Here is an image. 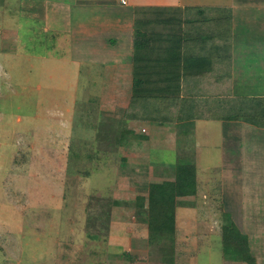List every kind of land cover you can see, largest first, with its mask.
Returning a JSON list of instances; mask_svg holds the SVG:
<instances>
[{"label":"crops","instance_id":"crops-1","mask_svg":"<svg viewBox=\"0 0 264 264\" xmlns=\"http://www.w3.org/2000/svg\"><path fill=\"white\" fill-rule=\"evenodd\" d=\"M22 3L23 21L33 24L30 20L35 17L52 26L48 29H59L54 48L67 45L73 62L99 64L109 71L102 95L123 97L124 104L117 107L118 102L104 100L100 117L104 110L113 116L99 119L97 137L103 130L107 134L112 125L115 135L103 136L100 145L117 156L123 152L125 164L115 165L112 207L107 211L111 212L108 235H125L128 228L123 240L128 249L123 252L138 257L124 264H190L201 249H210L207 239L196 241V233L190 230L197 217L211 221L209 237L217 230L213 223L219 226L221 241L223 229H233L254 264H264V126L230 118L238 110L239 98L264 99V0ZM2 10L7 27L13 28L18 19L15 9ZM75 53L85 56L75 58ZM135 78L141 80L137 86ZM117 138L115 147L111 141ZM164 152L171 161L162 160ZM203 160L204 173L217 175L213 188L210 177L205 181L198 177L197 164ZM179 164L194 169V191L173 194V232L172 239L166 240L165 257L141 259L147 256L140 257L139 252L159 249L148 241L146 202L139 207L137 199L146 200L151 183L173 181ZM207 202L213 208L206 214L203 204ZM113 205L127 215L118 216ZM131 225L135 227L129 229ZM187 237L191 241L186 249ZM223 245L224 241L220 264H249L237 249L227 251Z\"/></svg>","mask_w":264,"mask_h":264},{"label":"rangeland","instance_id":"rangeland-1","mask_svg":"<svg viewBox=\"0 0 264 264\" xmlns=\"http://www.w3.org/2000/svg\"><path fill=\"white\" fill-rule=\"evenodd\" d=\"M12 1L0 0V264L133 262L138 257L123 252L128 249L123 245L128 228L127 235H108L114 169L125 164L123 152L117 156L100 145L103 136L115 135L112 125L106 128L107 134L103 130L97 137L99 119L105 114L113 116L104 110L100 117V107H105V101L122 105L123 97L102 95L109 71L99 64L73 62L67 45L53 46L59 29H48L52 26L35 17L30 20L33 24L23 21L24 0ZM8 7L15 9L18 18L13 28L7 27L1 12ZM73 56L82 59L85 53ZM112 142L116 147L119 138ZM167 155L163 153V161L172 160ZM198 163V177L203 181L210 177L213 188L217 175L204 173V160ZM113 206L118 216L127 215L120 206ZM203 206L206 214L213 208L209 202ZM204 219L192 220L190 230L196 233V241L207 239L210 249L205 246L188 261L220 264L224 239L217 222L212 224L216 232L207 236L211 221ZM240 237L235 236L232 247L245 254L247 248ZM187 238L186 249L191 241ZM163 251L139 252L138 256L164 258ZM147 257L141 259L150 261Z\"/></svg>","mask_w":264,"mask_h":264},{"label":"trees","instance_id":"trees-1","mask_svg":"<svg viewBox=\"0 0 264 264\" xmlns=\"http://www.w3.org/2000/svg\"><path fill=\"white\" fill-rule=\"evenodd\" d=\"M134 46L138 48V41H135ZM134 83L137 86L138 83H141V80L135 78ZM238 101V110L232 113L230 118H238L255 125L264 126V99L261 97H241ZM194 188V169L190 165L179 164L175 167V179L173 181L151 183L146 200L142 198L137 199L136 204L139 207L143 206L141 203L146 202L148 241L155 245L159 251L164 250L166 252L167 247L166 242L161 243V240L172 239L175 207L173 194H191ZM229 230L233 231V229H223L225 250L228 251L230 248L236 250L235 247L231 246L232 243L235 245V236H233V233L231 235L227 234ZM237 251H239L243 260L249 264H254L253 258L249 255L248 251L245 254L238 249Z\"/></svg>","mask_w":264,"mask_h":264},{"label":"built area","instance_id":"built-area-1","mask_svg":"<svg viewBox=\"0 0 264 264\" xmlns=\"http://www.w3.org/2000/svg\"><path fill=\"white\" fill-rule=\"evenodd\" d=\"M123 2V1H122Z\"/></svg>","mask_w":264,"mask_h":264}]
</instances>
